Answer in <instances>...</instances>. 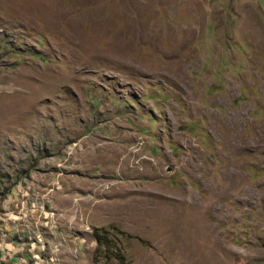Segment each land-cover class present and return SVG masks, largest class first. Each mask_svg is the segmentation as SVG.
I'll list each match as a JSON object with an SVG mask.
<instances>
[{"label":"rangeland","instance_id":"374dc122","mask_svg":"<svg viewBox=\"0 0 264 264\" xmlns=\"http://www.w3.org/2000/svg\"><path fill=\"white\" fill-rule=\"evenodd\" d=\"M0 244L264 264V0H0Z\"/></svg>","mask_w":264,"mask_h":264},{"label":"built area","instance_id":"2783aa9c","mask_svg":"<svg viewBox=\"0 0 264 264\" xmlns=\"http://www.w3.org/2000/svg\"><path fill=\"white\" fill-rule=\"evenodd\" d=\"M36 260V264L41 261V256L36 255L34 256ZM13 259V256L10 254V250L6 249L4 245L0 244V264H3L2 262H11L10 260Z\"/></svg>","mask_w":264,"mask_h":264},{"label":"trees","instance_id":"16d2710c","mask_svg":"<svg viewBox=\"0 0 264 264\" xmlns=\"http://www.w3.org/2000/svg\"><path fill=\"white\" fill-rule=\"evenodd\" d=\"M96 231L98 232L96 235V238H97L98 242H100V234H105L106 231L105 230L104 231L103 230H96Z\"/></svg>","mask_w":264,"mask_h":264}]
</instances>
